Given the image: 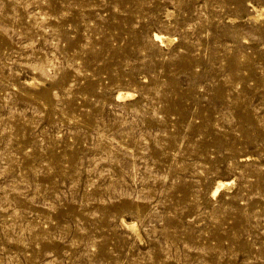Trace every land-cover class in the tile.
I'll return each mask as SVG.
<instances>
[{
  "label": "rangeland",
  "instance_id": "374dc122",
  "mask_svg": "<svg viewBox=\"0 0 264 264\" xmlns=\"http://www.w3.org/2000/svg\"><path fill=\"white\" fill-rule=\"evenodd\" d=\"M0 264H264V0H0Z\"/></svg>",
  "mask_w": 264,
  "mask_h": 264
},
{
  "label": "bare ground",
  "instance_id": "6f19581e",
  "mask_svg": "<svg viewBox=\"0 0 264 264\" xmlns=\"http://www.w3.org/2000/svg\"><path fill=\"white\" fill-rule=\"evenodd\" d=\"M259 35V34H258ZM166 41V40H165ZM121 98H124V97H126V98H128L129 96H132V94H130V93H120V95H119ZM250 156V155H249ZM230 184V182H221L220 181V183H218V186H217V188H216V190L214 191V194H217L218 193V191H219V189L220 188H224V187H226V186H228Z\"/></svg>",
  "mask_w": 264,
  "mask_h": 264
}]
</instances>
